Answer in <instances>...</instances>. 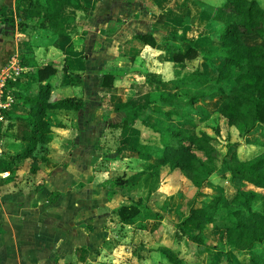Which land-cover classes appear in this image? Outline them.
I'll return each instance as SVG.
<instances>
[{
    "label": "trees",
    "instance_id": "trees-1",
    "mask_svg": "<svg viewBox=\"0 0 264 264\" xmlns=\"http://www.w3.org/2000/svg\"><path fill=\"white\" fill-rule=\"evenodd\" d=\"M16 1L24 5L21 11L26 17L35 18L32 24L35 28L58 34L64 32L60 18L68 0ZM83 2L79 0L80 4ZM203 7H195L198 13L204 9L208 13L202 22L189 18L187 5L179 8V12L188 19L185 18L180 30L174 26L162 37L161 43L171 53L174 77L164 82L157 72H147L144 79L132 84L133 95L120 104L125 115L112 125L131 127L134 119L151 125L144 113L149 111L160 115L156 120L159 126L155 129L159 131L156 138H143L133 144L137 156L148 161L133 183L142 181L144 187H150V183L159 176L161 167L167 165L180 170L198 187L209 183L207 176L214 173L264 188L262 137L256 139L260 144L257 151L241 156L234 142L221 153L213 145L210 134L196 130L209 119L210 112H218L237 128L241 136L254 130L264 135V9L257 0H222L216 5ZM159 17L163 18L161 14ZM136 36L151 46L159 43L152 32ZM243 36H260L261 39L248 42ZM20 55L24 65L34 63L31 49ZM10 56V51L0 56V68ZM197 58L199 61L194 62ZM63 69L71 75L67 64ZM56 71L52 61L38 65L33 72V80L39 82L38 90L15 94L20 113L16 137L25 143L24 150L17 156L31 157L30 170L34 173L48 158L46 153H33L38 143L46 144L51 140L52 123L48 113L78 105L75 96L50 97L51 76ZM23 73L28 77L30 71ZM76 77L71 75V81L74 82ZM112 79V74H104L102 85L112 86ZM202 194L198 205L192 199L193 203L181 209L183 216L178 222V232H174L175 235L186 236L188 243H195L194 264L202 261L205 264H264L261 252L250 251L256 242L264 241V192L236 190L232 201L238 205L227 207L224 215L227 221L222 224L217 223L219 217H223L218 215L222 194ZM145 199L139 194L137 199L119 204L114 212L121 221L134 220L140 214ZM217 228L225 229V249L204 239V230ZM159 250L171 264L188 261L169 245H162Z\"/></svg>",
    "mask_w": 264,
    "mask_h": 264
},
{
    "label": "rangeland",
    "instance_id": "rangeland-1",
    "mask_svg": "<svg viewBox=\"0 0 264 264\" xmlns=\"http://www.w3.org/2000/svg\"><path fill=\"white\" fill-rule=\"evenodd\" d=\"M204 1L207 5H216L222 0ZM175 2L177 3L172 7L174 10L184 5L182 4L184 0H175ZM258 2L264 9V0H258ZM117 3L118 5L115 7L121 19L120 21H117L118 19L115 21L114 19L107 26L108 29L120 28L119 32L121 33L125 30L123 34H119V38L127 36V39L119 40L117 38L116 41L109 42L108 39L99 37L100 40L98 41L95 39V34L96 32L104 33V29L97 27V23L94 26L86 24L89 34L84 37V52L88 54L92 51L99 52L104 47L100 51L102 52L100 57L103 56L104 51L106 55L111 54L110 56L114 58L117 54L118 58H120V53H123L124 67L118 70L119 80L117 82L122 85V92L126 94L124 95L126 97L134 91L133 87H129V83L139 77L142 78L147 70H157L164 78H169L174 74L172 63L164 60V55L159 54L160 51L158 49L148 45L144 47L141 42L130 35L138 30H151L158 38H162V34L164 36L165 31L172 28V26L165 21V16H163L164 20L159 17L160 12L166 7V2L157 5L154 0L144 5V0H133L131 2L128 0H117ZM173 3L172 0L170 4ZM22 6L24 5L17 3L16 0H0V23H10V25L14 26L13 37L6 42L2 41L3 36L1 35L0 27V37L2 38L0 39V42H2L0 56H3L6 51L11 52L8 61L0 68V192L15 191L21 184H23L21 188H24V186L29 184L33 176L36 175V179L40 169L35 173L32 172L30 170L33 162L32 158H20L17 156L19 151L24 150L25 143H22L23 141L16 137L20 113L19 103L15 94L16 92L18 94L35 93L38 90L39 82L33 80V72L39 64L44 63L43 60L47 59L44 58L41 63H35L34 61V63L30 64L31 66L29 64L24 66L22 63L23 59L20 54L27 52L28 49H33L35 42L41 38L40 35L35 33V27L32 25L35 23V18L26 17L21 11ZM201 6L199 5V7ZM196 13H198L197 8ZM243 39L253 42L259 41L261 37L243 36ZM123 40H125L123 42L124 46H121L122 43L120 41ZM137 46L141 47L136 50ZM12 57H14V66L16 68L13 70L9 69L8 72L11 76L5 78L6 73L2 70L11 64ZM199 59L197 58L194 62L199 61ZM201 59L204 60L203 58ZM120 60L118 59L114 65L120 66ZM18 66H24L27 68L26 71H30L28 77L24 76V71L20 70ZM99 75L100 73L97 74L98 79ZM21 82L22 86L20 87ZM98 82L97 80L96 86H98ZM87 88L91 90L89 86ZM96 88L99 91L90 94L95 98L93 100H98L97 98L105 94L101 87H94V90ZM79 89L80 86L77 85H61V92L63 91L64 96L78 94ZM61 92L52 91L50 97L52 99L57 98L61 95ZM93 105L98 107L99 104L95 102ZM153 106L157 108L156 104ZM48 116L53 125L59 120H64L68 127L79 125L77 126L78 128L84 127L87 130L92 128V126L88 125V121L85 120L84 116L77 124L75 119L72 118L73 114L70 111H58L57 115L53 111L51 114L49 112ZM143 116L152 124L140 122L141 136L146 138L156 137L159 132L155 130L159 127L156 120L160 116L149 111L144 113ZM94 122L95 126L93 127L97 130L93 131L98 134V138L94 139V142L97 141L99 147L91 151L93 154L90 159L89 157L87 159L89 163H77V165H71L72 167L67 165L66 168H63L64 172L75 174L79 180H85L82 187L74 182L67 183V188H65L66 193H71L76 189L78 192L76 196L82 202L81 207L75 209V215L71 213L73 217H69L73 218V220L79 219V223L82 225L83 242L90 247L89 250L83 252V264H171L164 256L159 254V248L162 245H169L177 250L179 255L184 256L188 260H185V264H194L195 243H188L186 236L181 237L179 236L180 234H174L179 227L178 222L183 216L181 209L184 206H188L192 199H195L194 203L198 205L199 199L203 197L202 192L209 194L221 193L223 201L218 215H223V217H219L217 223L222 224L227 221L225 217L227 207L238 205L232 201L236 190L253 189L256 192H264V188L252 186L250 183L239 179H226L214 173L207 176L209 183L198 187L186 179L180 170L170 168L167 165L161 167L159 176L150 183V187H144L142 181L133 183V181H137L136 178L139 176V172L145 168L148 161L136 157L130 150L126 153H118L116 147L121 139L119 129L114 127H111L113 129L106 128L109 126L105 119L99 122L95 120ZM196 130L210 134L213 145L221 153H224L228 149V144L232 142L236 144L237 152L241 156L250 155L260 148L257 140H245L236 127L229 124L227 119L218 112H210L209 119L200 124ZM73 132L74 129L70 132L66 130L57 131L56 137L51 144L52 147H56L53 149L58 150L64 142L69 140L67 144L71 146L69 149L71 150L78 140V135L72 136ZM261 137L264 139L263 134L258 138ZM33 153L36 155H44L46 153L48 155L50 150L48 151L44 144L38 143ZM66 153L67 151H65L64 155ZM56 158L58 159V157ZM55 171L59 172V168H56ZM137 172L138 175H136ZM91 173L92 176L90 175ZM88 177L92 179V183L86 182ZM29 186L32 190L37 188L34 182L30 183ZM132 186L134 188L129 189ZM139 194L146 197V199L142 203V209L138 217L130 223L118 221L113 208L121 202L137 199ZM176 232L178 231L176 230ZM203 233L206 242L213 243L222 249L226 248L225 229L204 230ZM250 251L261 252L262 256H264V241L256 242ZM139 252L143 253V255L137 256L136 253ZM200 264H205V262L202 261Z\"/></svg>",
    "mask_w": 264,
    "mask_h": 264
},
{
    "label": "crops",
    "instance_id": "crops-1",
    "mask_svg": "<svg viewBox=\"0 0 264 264\" xmlns=\"http://www.w3.org/2000/svg\"><path fill=\"white\" fill-rule=\"evenodd\" d=\"M128 1L131 2L133 0ZM151 1L154 0H144L143 4L147 5ZM155 1L157 5L166 2V7L160 14L165 16V21L170 23L172 28L175 26L179 29L187 16L182 15L178 9H172L177 2L173 0L174 3L170 4L172 0ZM197 1L198 3L196 0H187L185 3L184 0L182 3L184 5L180 6V8L187 5L188 9H190L189 18L197 22H202V19L206 20L208 13L205 9L203 12L199 10V13H196L195 7L197 5H202L201 7H203L206 3L204 0ZM117 5V0H84L82 4L79 3V0H68L60 18L63 22V33H51L47 29L35 28V33L41 37L39 41L35 42L33 49H31L34 53L35 63H41L44 58H47L43 62L47 63L52 61L57 68V71L51 76V92H61V85L63 84L80 86L78 94L64 96L62 91L61 95H59V97L75 96L78 102L77 107L57 109L54 111V114L57 115L58 111H70L73 114L72 118L75 119L77 124L84 116L85 120L88 121V125L92 126V128L88 130L87 128L84 129V127L78 128L77 126L79 125H71L72 127H68L64 120L57 121L55 125L52 124L51 140L44 144L48 151L50 150V153L48 155L46 154L48 157L47 160L40 164L36 179V175L33 176L29 184L24 186V188H21L23 185L21 184L15 191L0 192V264H83V252L89 250L90 247L83 242L82 225L79 223V219L73 220V218L71 219L69 217L71 213L75 215V209L81 207L82 202L76 196L78 193L76 189L71 193H66L65 188H67V183L74 182L80 184L82 187L85 180H79L75 174L72 175L69 172H64L63 168H66L67 165H77V163H89L87 159L88 157L89 159L91 158L93 154L91 151L99 147L97 141L94 142V139L98 138V134H95L96 131H93L97 130L93 127L95 126V120L99 122L105 119L109 126L106 128L113 129L111 127H114L119 129L121 139L116 147L118 153L122 154L130 150L133 155L138 157L133 144L138 140L146 138L141 136L140 121L134 119L133 125L126 128L112 125L123 119L125 113L121 109L120 104L130 98L134 93L132 91V93L124 97L126 94L122 92L123 87L117 82L119 80L118 70L124 67L123 63L125 60L122 55L123 53H120V58H118V54L114 58L110 56L111 54L106 55L104 51L103 56L100 57L102 54L100 51L104 47L99 52L92 51L90 54L84 52V37H86V34H89L86 24H92L94 26L97 23V27L102 30L104 29V33L96 32L95 39L98 41L100 40L99 37L108 39L109 42L116 41L119 38V34L121 33L119 32L120 28L108 29L107 26L110 21H114V19L115 21L117 19V21H120L121 19L115 7ZM204 22L200 25L201 27ZM0 27H2L1 23ZM142 32L152 31L138 30L130 36L136 38L144 47L148 45L158 49L160 51L159 54L164 55V60L173 64L171 53L161 43L163 39L155 35L159 43L156 46H151L137 38L136 35ZM191 33L193 34V32ZM121 37L119 40L127 39V36L125 38ZM124 41H120L122 43L121 46ZM139 47L141 46H137L136 50ZM118 59H121L119 62L120 66H115L114 64H116L115 62ZM66 64L71 71V75L77 76L74 82L71 81V75L63 69V65ZM151 71L157 72L164 82L174 77L173 74L169 78H164L159 71L150 69L145 72L142 78L139 77L137 80L131 81L129 87L131 88L133 83L144 79L146 73ZM98 73H100L99 79L97 76ZM107 73L113 76L112 86L110 87L102 85L103 76ZM97 80L99 81L98 86H96ZM88 86L91 90L87 88ZM94 87H101L105 92L100 98H97L98 100H93L95 98H93V95H90L99 91L97 88L94 90ZM96 95L99 97L98 94ZM95 102L99 104L98 107L93 105ZM138 128L139 130H137ZM72 129H74L72 136L78 135V140L74 144V147L72 146L71 150H69L71 146L67 144L68 140L58 150H54L53 148L56 147H52L51 144L56 137L57 131L66 130L70 132ZM260 136V131L254 130L242 137L245 140L253 139L255 141ZM155 138L153 136L148 137L150 140H154ZM65 151H67L66 155H64ZM56 168H59V172L55 171ZM90 175L92 176V173ZM86 179V182L92 183L90 177ZM32 182L37 185V188L34 190L29 188ZM114 214L116 213L114 212ZM117 220L122 223L134 221H121L119 218ZM159 254L162 255L161 253ZM136 255L142 256L143 253L139 252Z\"/></svg>",
    "mask_w": 264,
    "mask_h": 264
},
{
    "label": "flooded vegetation",
    "instance_id": "flooded-vegetation-1",
    "mask_svg": "<svg viewBox=\"0 0 264 264\" xmlns=\"http://www.w3.org/2000/svg\"><path fill=\"white\" fill-rule=\"evenodd\" d=\"M13 33H14V26L9 24H4L2 23V27H1V35L3 36V40L4 42L8 41L9 39H11L13 37ZM0 39H2L0 37ZM0 42V46H1Z\"/></svg>",
    "mask_w": 264,
    "mask_h": 264
},
{
    "label": "built area",
    "instance_id": "built-area-1",
    "mask_svg": "<svg viewBox=\"0 0 264 264\" xmlns=\"http://www.w3.org/2000/svg\"><path fill=\"white\" fill-rule=\"evenodd\" d=\"M10 62H11V64L8 65L7 67H4V69L2 70V71H4V72L6 73L5 78H6L7 76H11V74L8 72L9 69H12V70H13L14 68H16V66H14V63H15L14 57H12V60H11ZM18 67H19L20 70H22V71L27 70V68L24 67V66H18Z\"/></svg>",
    "mask_w": 264,
    "mask_h": 264
}]
</instances>
